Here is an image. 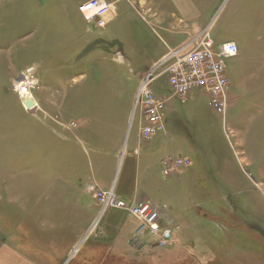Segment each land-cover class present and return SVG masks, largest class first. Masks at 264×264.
Returning a JSON list of instances; mask_svg holds the SVG:
<instances>
[{"label":"rangeland","instance_id":"obj_1","mask_svg":"<svg viewBox=\"0 0 264 264\" xmlns=\"http://www.w3.org/2000/svg\"><path fill=\"white\" fill-rule=\"evenodd\" d=\"M83 1L25 0L24 4H17L14 9L15 6L8 4L10 1L2 0L9 6L0 21V220L7 228L15 227L18 222L16 214L35 207L37 211L53 212L57 223H61L63 216L66 218L70 212L71 228H65L64 235L67 238L70 235L72 250L79 249L80 257L76 258L79 253L75 251L73 254H77L71 255L70 259L67 256L68 260L64 264L71 261V264H77L82 261L81 256L87 253L82 251L83 242L78 241L73 246L76 237L74 229L77 226L73 215L77 211L66 200L67 194L64 192L68 188V170L63 169L62 165L59 168L54 165L55 156L49 146L48 129L39 118L42 113L33 115L26 111L17 92L13 90V84L21 72L30 66L36 67L40 71L38 76L42 89L36 90L40 86L39 82L34 93L38 101H46L47 94L51 92L47 85L57 76L45 74L46 59L41 64L39 60L33 63V58L23 57L19 48L26 43L28 34L34 31L33 25L44 24L42 30H37L38 38L49 36L54 25L62 28L64 22H77L81 28V22H86L78 8ZM126 4L123 2L117 8L130 17ZM122 22L129 38L133 29V39L103 50L108 64L104 62L102 68L98 66L95 76L88 78V81L93 79L96 83L100 103L108 100L110 87L119 94V98L123 97L120 101L112 96L107 107L101 104L97 109L99 115L106 114L109 120L107 129L112 137L111 142L117 137L116 141L121 143L120 150H124L122 158L119 154L113 157L111 172L101 174V187L107 184L105 188H114L125 199L128 198L125 196L127 193H141L178 221V232H185L184 237L193 232L195 248L206 250L194 252L195 249L191 250V246H188L183 252L191 254L193 258L185 254L180 257L178 253L174 258L176 262L264 264V138L255 146V116L260 114L261 105H264V92L240 90L238 63L227 60V119L239 133V140L246 136L253 145H243L241 149L237 138L227 137L222 118L213 111L206 95L194 91L191 92L192 98H189L191 93L183 98H169L170 91L166 90V96H163V128L154 135L153 141L150 140L152 146H156L157 159L185 156L192 161L191 166L170 176H164L161 166H157L147 175L141 171L136 180V158L132 145L140 143L144 151L145 142L150 140H144L143 135H140L141 125L146 124V118H141V112L135 110L134 102L131 104V95L138 89L140 73L147 66L150 70L154 69L156 58L153 43L158 42V38L156 34L149 37L144 31L143 22L137 18H127V21ZM134 28H139L140 33ZM117 49L125 50L131 63H122L118 54H115ZM160 85L167 87L165 78L153 84L159 96ZM232 97L236 102L230 108ZM127 102L131 106L128 119L124 111ZM234 119L241 122L238 125L232 123ZM85 154V164L88 165L93 157L89 142L86 143ZM69 173L73 175L72 171ZM120 190L124 191L123 194ZM98 205L100 208L99 202ZM95 212L98 215V211ZM204 232L210 233L212 237L205 239L206 243L211 244L209 249L200 246L204 242L200 237ZM61 253L62 256L65 254L63 251ZM153 253L151 257L154 259H167L170 256L159 250ZM103 254V264H126L125 257L116 258L106 252ZM174 261L169 264H174Z\"/></svg>","mask_w":264,"mask_h":264},{"label":"crops","instance_id":"obj_2","mask_svg":"<svg viewBox=\"0 0 264 264\" xmlns=\"http://www.w3.org/2000/svg\"><path fill=\"white\" fill-rule=\"evenodd\" d=\"M4 1H10L8 4L15 6L13 8L16 9L17 4H24L25 0ZM108 1L112 3V11L108 17L107 25L102 28L97 27L94 21L86 19V22H81V24L83 23L81 28L77 22H64L62 28L54 25L49 36L44 35L38 38L36 37L37 30H42L44 24L33 25L34 31L28 34L26 43L19 48V53L23 57L33 58V63L39 60V64H41L42 60L46 59L45 74L50 77L57 76L47 85V89L51 92L50 95L47 94L45 102L38 101L33 92L40 105V109L33 115L42 113V117L39 118L48 129L49 146L55 156L54 165H57L58 168L62 165L63 169L68 170L69 178L66 180L68 188L64 192L67 194L66 200L72 203L73 210L77 211L73 215L77 225L74 229L76 237L73 246L78 241L83 242L82 251L87 252L81 256L82 261L77 264H103L104 252L116 258L125 257L126 264H169L174 261L178 253H180V257H183L184 254L192 257L191 254L183 252L188 246H191V250L195 249L194 252H202L206 249H196L193 232L184 237L185 232L182 234L178 232L180 229L178 221L153 201L161 210L164 223L172 227L175 235L174 243L168 248L141 243L137 238L136 220L124 210H108L96 224L100 212L96 190H107L105 187H108L107 184L105 187H101V174L105 171L110 173L112 160L116 155L119 154L122 158L124 154V150H120L121 143L116 141L117 137H114L115 141L111 142L112 137L107 129L109 120L107 121L106 114L99 115L97 109L101 104H105L107 107L109 98L112 96L120 101L123 97L119 98V94L110 87L111 92L108 100L100 103L96 93V83L93 79L88 81V78L95 76L98 66L102 68L104 62L106 65L108 64L107 55L103 50H109L116 45H122L124 41L133 39V29L131 28L129 38L128 31H125L122 21H127V18H137L143 22L144 31L148 33L149 37L157 35L158 42L153 43L156 58L153 65L164 58L171 48L209 27L210 35L216 44L233 41L238 45V55L230 59L238 63L239 66L238 88L264 92V0ZM123 2L127 3V11L133 18L124 12L121 13L120 8H117V5ZM8 4L0 0V21L5 15L4 10L7 9ZM27 5L29 4L27 3ZM131 22L133 21L131 20ZM136 30L140 33L139 28ZM115 54H118L122 63L129 64L132 61H129L128 53L125 50L117 49ZM115 58L117 60V57ZM44 69L40 68V70ZM149 70L147 66L140 73V78ZM166 86L165 88L160 85L161 96H166V90L170 89L168 84ZM41 87L40 80V86L36 90L42 89ZM196 92L207 96L203 91ZM192 93L189 98L193 97ZM135 94L133 91L131 104L135 100ZM110 100L112 101V99ZM233 102H236L234 97L231 98L230 108L233 106ZM111 106L117 111L115 105L111 103ZM260 110V114L255 116V146L259 145L264 138L263 104ZM124 111L127 114L126 119H128L131 111L128 102ZM239 122L241 120L234 119L232 123L238 125ZM227 125L230 136L237 138L241 149H243V145L253 146L246 136L239 140L237 130L229 122ZM98 126L101 129H97ZM87 142L93 152V157L90 158L88 165L85 164ZM145 143L147 144L144 151L140 143L132 145L136 158L135 179H139L141 171L147 175L157 166H161L164 176H170L164 173L163 160L166 157L177 156H165L162 159H157L156 146H152L151 140ZM189 166L191 163L175 173ZM70 171L73 172L72 176ZM120 192L123 194L124 191L120 190ZM118 196L120 195L118 194ZM125 196L128 198L120 197L127 201L150 200L141 193L137 195L134 192L127 193ZM95 211H98V215ZM76 215L78 216L76 217ZM71 216L72 214L68 212L67 217L63 216L62 222L57 223L53 212L37 211L33 207L31 210L25 209L18 215L16 214L18 222L15 227L7 228L0 220V264H58L59 262L64 264L71 255L75 256L79 253L76 258L80 257L79 249L72 250L70 235L68 238L64 235L65 228H71L69 221ZM200 237L204 241L200 246L211 248V244L205 241L206 238H212L211 234L205 233ZM156 250L170 256L167 259H154L151 256ZM62 251L66 255L62 256V253L60 254ZM75 251L78 252L73 254ZM67 256L69 258L66 260ZM192 261L194 262V260ZM71 262L67 263L71 264ZM174 264H182V262L175 260Z\"/></svg>","mask_w":264,"mask_h":264},{"label":"built area","instance_id":"obj_3","mask_svg":"<svg viewBox=\"0 0 264 264\" xmlns=\"http://www.w3.org/2000/svg\"><path fill=\"white\" fill-rule=\"evenodd\" d=\"M79 11L86 20L94 21L97 27L102 28L108 23L112 3L108 0H85L80 4ZM237 55L238 45L233 41L216 44L209 27L171 48L164 58L155 63L154 69L141 78L135 94V110L139 109L141 118H146V124H142L140 129L143 139H152L163 128L165 97L157 95L153 88V84L161 78H165L169 85V98H183L194 91L205 92L209 105L221 116L226 135L230 137L227 125L229 80L226 62ZM39 82L38 70L30 66L21 72L13 84V90L22 98L28 91L34 92ZM190 163L191 160L183 156L166 157L163 160L164 173L173 174ZM96 199L100 204L96 223L108 210H124L136 220L137 238L141 243L159 248H168L174 243L172 227L164 223L161 210L152 201L124 200L114 188L96 190Z\"/></svg>","mask_w":264,"mask_h":264},{"label":"bare ground","instance_id":"obj_4","mask_svg":"<svg viewBox=\"0 0 264 264\" xmlns=\"http://www.w3.org/2000/svg\"><path fill=\"white\" fill-rule=\"evenodd\" d=\"M20 100H21L24 108L27 107L28 108L27 110L30 113H35L37 110L40 109V105H39L38 101L36 100L32 91H28L26 93V95H24L22 98H20Z\"/></svg>","mask_w":264,"mask_h":264},{"label":"water","instance_id":"obj_5","mask_svg":"<svg viewBox=\"0 0 264 264\" xmlns=\"http://www.w3.org/2000/svg\"><path fill=\"white\" fill-rule=\"evenodd\" d=\"M28 104V103H27Z\"/></svg>","mask_w":264,"mask_h":264}]
</instances>
